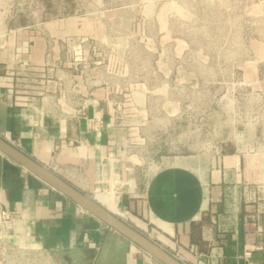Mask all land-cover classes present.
<instances>
[{"label": "crops", "instance_id": "obj_1", "mask_svg": "<svg viewBox=\"0 0 264 264\" xmlns=\"http://www.w3.org/2000/svg\"><path fill=\"white\" fill-rule=\"evenodd\" d=\"M95 24L81 16L11 23L0 11V133L123 218L120 207H144L147 224L187 264H264V156L239 143L176 156L135 194L111 189L114 175L120 182V87L96 64ZM90 54L75 70L76 56ZM0 208L18 214L0 237L38 248L49 264H163L2 151Z\"/></svg>", "mask_w": 264, "mask_h": 264}, {"label": "rangeland", "instance_id": "obj_2", "mask_svg": "<svg viewBox=\"0 0 264 264\" xmlns=\"http://www.w3.org/2000/svg\"><path fill=\"white\" fill-rule=\"evenodd\" d=\"M0 11L20 24L95 21L96 64L120 87L113 98L124 131L122 153L114 156L120 182L114 175L111 189L135 194L174 157L211 153L224 143L264 156V0H0ZM122 163L130 168L126 179ZM120 209L171 251L147 224L144 207Z\"/></svg>", "mask_w": 264, "mask_h": 264}, {"label": "water", "instance_id": "obj_3", "mask_svg": "<svg viewBox=\"0 0 264 264\" xmlns=\"http://www.w3.org/2000/svg\"><path fill=\"white\" fill-rule=\"evenodd\" d=\"M0 151L25 167L41 180L76 202L87 212L137 244L150 256L163 264H187L164 245L154 240L137 226L100 203L95 196L85 192L61 176L48 165L24 152L10 139L0 133Z\"/></svg>", "mask_w": 264, "mask_h": 264}, {"label": "built area", "instance_id": "obj_4", "mask_svg": "<svg viewBox=\"0 0 264 264\" xmlns=\"http://www.w3.org/2000/svg\"><path fill=\"white\" fill-rule=\"evenodd\" d=\"M74 68L78 70L79 62H82L83 68H87L86 60L81 56H76ZM83 72V70H82ZM18 214L8 208H0V228L8 233H11ZM38 248H34L28 244L12 242L4 237H0V261L5 264H12L16 261L17 264H49L43 260L42 255L37 252ZM179 258L181 256L175 254ZM250 249L245 251V256H250Z\"/></svg>", "mask_w": 264, "mask_h": 264}, {"label": "bare ground", "instance_id": "obj_5", "mask_svg": "<svg viewBox=\"0 0 264 264\" xmlns=\"http://www.w3.org/2000/svg\"><path fill=\"white\" fill-rule=\"evenodd\" d=\"M101 203V202H100ZM104 205V204H103ZM105 206V205H104ZM107 207V206H106ZM108 209H110L109 207H107ZM111 210V209H110ZM112 211V210H111ZM114 212V211H113ZM117 214V213H116Z\"/></svg>", "mask_w": 264, "mask_h": 264}]
</instances>
